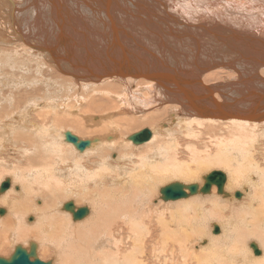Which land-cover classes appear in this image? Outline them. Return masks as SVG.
I'll return each instance as SVG.
<instances>
[{
	"label": "bare ground",
	"instance_id": "6f19581e",
	"mask_svg": "<svg viewBox=\"0 0 264 264\" xmlns=\"http://www.w3.org/2000/svg\"><path fill=\"white\" fill-rule=\"evenodd\" d=\"M232 48L239 63L209 70ZM258 62L264 0H0V258L264 264V92L245 85ZM203 87L224 92L212 108H196ZM213 172L224 193H200ZM172 183L188 197L162 201ZM154 204L174 212L154 223Z\"/></svg>",
	"mask_w": 264,
	"mask_h": 264
},
{
	"label": "water",
	"instance_id": "95a60500",
	"mask_svg": "<svg viewBox=\"0 0 264 264\" xmlns=\"http://www.w3.org/2000/svg\"><path fill=\"white\" fill-rule=\"evenodd\" d=\"M229 50H230L231 54L228 55V58H220L219 60H217V64L215 63V65L211 66L212 68H209V70L229 68V67H231L232 64L239 63V60L237 57V56H240V54H241V53H239V50L237 48H232ZM229 57H231V58H229ZM235 58H237V59H235ZM259 62H258V64H259ZM259 65L264 66L262 64H259ZM226 66H228V67H226ZM257 77L258 78L255 81L251 80L252 82L246 83L245 85H250V84L255 85L257 87H260V89H262L264 92V79L260 76H257ZM216 89L217 88H215V87H209V88L203 87V91H198V93L197 92L193 93V96L196 97V100H197L196 101L197 102L196 108L197 109H198V107H204V108L210 107V108H212L213 106H215L214 104H216V102L213 100V92L215 94H219V95L224 94V92H221L219 89H217V90ZM231 90H233V89H231ZM205 91H206L205 94H200V93H204ZM233 93H235V92H233ZM255 93H258V92H255ZM259 93H262V91L260 90ZM210 99H212V102H214V104L212 103L210 105L207 103V101H210ZM252 105H253V108L255 110H263L264 109V98L256 99L254 104L252 103ZM242 108L243 107H240V105H239L234 110L235 111L244 110ZM151 138H152V133L149 130H147V131H142L138 134L131 136L129 138V140L134 145L139 146V145H142V144L149 142L151 140ZM66 141L74 144L79 151H84L90 145L89 141H80V139L73 136L71 133H66ZM225 183H226V178L223 175V173L213 172L211 177L207 179L204 187H202L200 189V193H202V194L210 193L212 186L215 185L218 188V193L222 194V193H224ZM10 187H11L10 180H6L5 182H3L1 184V187H0V194L9 190ZM187 189L190 192V196H193L199 192V186L196 184L191 185V186H187ZM188 195H189V193L185 192V186L180 184V183H172V184L166 186L165 188L161 189V199L164 202L177 201L180 199H184V198H187ZM236 196H237V198H241L240 194H237ZM64 208L67 211H71L73 213L75 221L82 220L89 213L88 208H81L78 211H74V204L72 202L65 204ZM4 214H5V210L0 209V215L3 216ZM219 232H220V229H219V227L216 226L215 230H214V234H218ZM252 248H253L256 255L260 254V251L256 246L253 245ZM31 258H34V262H31ZM0 264H45V263L41 262L37 258L36 253H35V248H32L31 253H28L26 250L18 247L14 253V256L10 260L0 258Z\"/></svg>",
	"mask_w": 264,
	"mask_h": 264
},
{
	"label": "rangeland",
	"instance_id": "374dc122",
	"mask_svg": "<svg viewBox=\"0 0 264 264\" xmlns=\"http://www.w3.org/2000/svg\"><path fill=\"white\" fill-rule=\"evenodd\" d=\"M32 89H33V88H32ZM134 131H136V130H134ZM134 131H133V132H134ZM205 137H208V136H205ZM209 141H210V140H209ZM213 142H214V141H210V143H211L212 145H214ZM129 143H130V142H129ZM131 145H132V147H133V144H132V143H131ZM142 146H143V145H142ZM180 146H181V145H180ZM209 146H210L211 148H210ZM209 146H208L209 149H212V148H213L210 144H209ZM135 147L138 148L139 146H135ZM135 147H134V148H135ZM181 148H183V147H181ZM214 148H215V147H214ZM214 148H213V149H214ZM183 149H184V148H183ZM181 151H185V150H181ZM6 156H7V155H6ZM13 157H14V156H12V155H10V157L8 156V159L6 158V161H7V160H8V161H9V160L12 161L13 159L16 161V160H17L16 156H15L14 158H13ZM14 160H13V161H14ZM11 161H9V162H10V165H12V163H13V165H14L15 161H14V162L12 161V163H11ZM6 166L9 167L8 163L6 164ZM10 175H11V174H10ZM10 175H9V176H10ZM169 183H170V181H169ZM164 184H165V183H164ZM164 184H163L162 186H164ZM166 184H168V183L166 182ZM16 185H17V188H18L19 185H18V184H16ZM20 187H21V186H20ZM7 191H8V190H7ZM237 192H239V191L237 190ZM216 194H217V193H216ZM242 198H243V197H242ZM242 198H241V199H242ZM72 200L75 201L74 199H72ZM63 201H64V200H63ZM65 201H66V202H65ZM65 201H64V202L67 203V202H70L71 199H69V200H65ZM154 201H155V200H154ZM77 202H78V201H76L75 203L78 205ZM154 203H155V202H154ZM154 205H155V208H154V210H153V211H154V213H153L154 215L151 216V218H152V217L155 218L154 223H156L157 220H158V218H160V217H161V218L163 217L164 219H167V218L169 217V215H170V210H171V209H173L172 211L174 212V208H173L171 205H168V206L165 205V207H166L167 209L164 207L163 204H160V206H159V204H158V207H157V204H154ZM78 206H79V205H78ZM83 206H84V205H81V207H83ZM161 206H163V208H162ZM169 206H170V207H169ZM156 207H157V208H156ZM159 207H160V208H159ZM171 207H172V208H171ZM6 208H8V207L4 206V207H1L0 209H5V210H7ZM158 208H159V209H158ZM168 209H169V210H168ZM8 210H9V209H8ZM8 210L6 211V214H5L6 216H7ZM155 210H156V211H155ZM163 210H164V211H163ZM161 211H162V212H161ZM156 212H157V213H156ZM160 212H161V213H164V212H165V214H162V215H161ZM155 213H156L157 215H156ZM158 213H159V214H158ZM167 213H168V214H167ZM5 215H4L3 217H6ZM154 216H155V217H154ZM1 217H2V216H1ZM159 228H162L161 225H159ZM212 232H213V231H212ZM219 235H220V234H219ZM216 236H218V235H216ZM197 249H198V248H197ZM197 249H196V250H197ZM252 252H253V251H252ZM253 254H254V253H253ZM168 256H171V253H169ZM168 260H169V264H173L172 261H171V259L168 258Z\"/></svg>",
	"mask_w": 264,
	"mask_h": 264
}]
</instances>
